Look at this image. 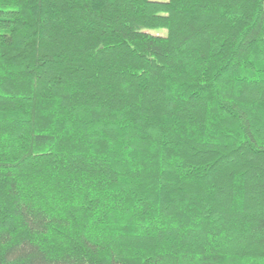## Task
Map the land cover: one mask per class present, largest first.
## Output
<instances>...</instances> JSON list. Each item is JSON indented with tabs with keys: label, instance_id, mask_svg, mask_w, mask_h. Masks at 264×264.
Wrapping results in <instances>:
<instances>
[{
	"label": "trees",
	"instance_id": "1",
	"mask_svg": "<svg viewBox=\"0 0 264 264\" xmlns=\"http://www.w3.org/2000/svg\"><path fill=\"white\" fill-rule=\"evenodd\" d=\"M0 264H264V0H0Z\"/></svg>",
	"mask_w": 264,
	"mask_h": 264
},
{
	"label": "rangeland",
	"instance_id": "2",
	"mask_svg": "<svg viewBox=\"0 0 264 264\" xmlns=\"http://www.w3.org/2000/svg\"><path fill=\"white\" fill-rule=\"evenodd\" d=\"M161 31V33H163L164 34V30H160Z\"/></svg>",
	"mask_w": 264,
	"mask_h": 264
}]
</instances>
